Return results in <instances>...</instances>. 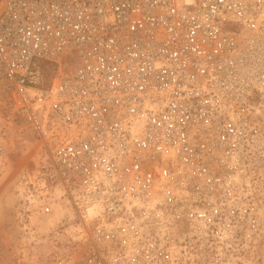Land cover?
Listing matches in <instances>:
<instances>
[{"label": "built area", "instance_id": "1", "mask_svg": "<svg viewBox=\"0 0 264 264\" xmlns=\"http://www.w3.org/2000/svg\"><path fill=\"white\" fill-rule=\"evenodd\" d=\"M0 77L18 222H76L53 264H264V0H0Z\"/></svg>", "mask_w": 264, "mask_h": 264}, {"label": "rangeland", "instance_id": "2", "mask_svg": "<svg viewBox=\"0 0 264 264\" xmlns=\"http://www.w3.org/2000/svg\"><path fill=\"white\" fill-rule=\"evenodd\" d=\"M8 98L7 84L0 77V105L6 106ZM12 129L16 135L0 174V264H53L64 253L69 234H74L73 212L60 201L51 214L31 215L26 225L18 222L17 181L25 172L34 173L43 151L20 120Z\"/></svg>", "mask_w": 264, "mask_h": 264}]
</instances>
